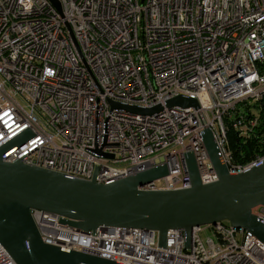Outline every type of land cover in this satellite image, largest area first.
<instances>
[{"label": "built area", "instance_id": "built-area-1", "mask_svg": "<svg viewBox=\"0 0 264 264\" xmlns=\"http://www.w3.org/2000/svg\"><path fill=\"white\" fill-rule=\"evenodd\" d=\"M0 0V146L5 158L107 184L166 164L141 189L189 187L191 152L202 183L216 180L202 132L237 174L264 159L237 161L236 135L264 140V0ZM198 107L167 108L175 96ZM111 102L149 108L140 115ZM28 131L29 136L23 134ZM42 241L121 264H264V244L224 221L154 230H78L61 215L30 210ZM251 213L264 223V206ZM0 264H16L0 244Z\"/></svg>", "mask_w": 264, "mask_h": 264}, {"label": "water", "instance_id": "water-1", "mask_svg": "<svg viewBox=\"0 0 264 264\" xmlns=\"http://www.w3.org/2000/svg\"><path fill=\"white\" fill-rule=\"evenodd\" d=\"M59 10L57 0H49ZM140 115L157 114L162 105L144 108L111 102ZM167 108L198 107L195 99L175 96L164 102ZM29 136L26 131L23 136ZM24 140L18 136L0 146V244L16 264H121L85 252L46 244L40 238L30 210L63 216L64 224L78 230L96 227H125L154 230L159 246L165 245L169 229H182L185 246L193 226L226 221L231 227L251 232L264 244V223L251 209L264 206V159L237 174H231L218 159L210 129L202 132L216 180L202 183L194 156L183 155L189 187L174 190H146L144 185L168 174L166 164L145 168L107 184L79 179L63 173L4 158Z\"/></svg>", "mask_w": 264, "mask_h": 264}, {"label": "trees", "instance_id": "trees-1", "mask_svg": "<svg viewBox=\"0 0 264 264\" xmlns=\"http://www.w3.org/2000/svg\"><path fill=\"white\" fill-rule=\"evenodd\" d=\"M229 144L233 152V156L237 161L244 162L256 154H264V140L258 137H242L236 135V131L232 130L229 124Z\"/></svg>", "mask_w": 264, "mask_h": 264}, {"label": "rangeland", "instance_id": "rangeland-1", "mask_svg": "<svg viewBox=\"0 0 264 264\" xmlns=\"http://www.w3.org/2000/svg\"><path fill=\"white\" fill-rule=\"evenodd\" d=\"M225 223H227L226 221H224Z\"/></svg>", "mask_w": 264, "mask_h": 264}]
</instances>
